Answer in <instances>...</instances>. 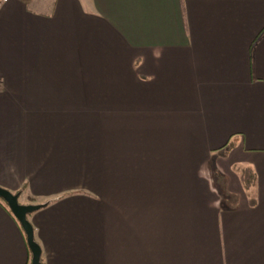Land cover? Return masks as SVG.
Segmentation results:
<instances>
[{
  "label": "crops",
  "instance_id": "1",
  "mask_svg": "<svg viewBox=\"0 0 264 264\" xmlns=\"http://www.w3.org/2000/svg\"><path fill=\"white\" fill-rule=\"evenodd\" d=\"M0 187L41 264H264V0H0Z\"/></svg>",
  "mask_w": 264,
  "mask_h": 264
},
{
  "label": "water",
  "instance_id": "2",
  "mask_svg": "<svg viewBox=\"0 0 264 264\" xmlns=\"http://www.w3.org/2000/svg\"><path fill=\"white\" fill-rule=\"evenodd\" d=\"M0 199L3 200L12 215L21 225L27 239V245L32 255L31 264H41L42 249L35 240V232L28 216L41 209L39 205H22L20 195L0 187Z\"/></svg>",
  "mask_w": 264,
  "mask_h": 264
},
{
  "label": "trees",
  "instance_id": "3",
  "mask_svg": "<svg viewBox=\"0 0 264 264\" xmlns=\"http://www.w3.org/2000/svg\"><path fill=\"white\" fill-rule=\"evenodd\" d=\"M20 1H22V2L28 4V3H30L32 0H20ZM241 177H242V181H243L245 187H246L247 189H250V188L253 186V184H254V175H253L252 171H251V170H247V169L244 170V171L242 172ZM19 195H20V194H19ZM230 200H233L234 202H236V198L233 197V196L231 197ZM0 203L4 204V205L6 206V208L8 209V211L11 213V211L9 210L7 204H6L3 200L0 199ZM43 207H44V206L41 205V208H43ZM11 214H12V213H11ZM30 264H31V262H30Z\"/></svg>",
  "mask_w": 264,
  "mask_h": 264
},
{
  "label": "rangeland",
  "instance_id": "4",
  "mask_svg": "<svg viewBox=\"0 0 264 264\" xmlns=\"http://www.w3.org/2000/svg\"><path fill=\"white\" fill-rule=\"evenodd\" d=\"M43 1H45V0H43ZM49 2H50V0H47V3H49ZM43 3H44V2H43ZM43 3H42V4H43ZM46 7H48V5H46ZM16 194H17V193H16ZM22 202H23V200H21L20 203L22 204ZM22 205H24V204H22Z\"/></svg>",
  "mask_w": 264,
  "mask_h": 264
}]
</instances>
